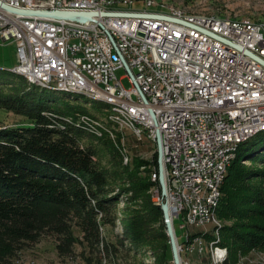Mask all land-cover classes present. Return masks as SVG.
Returning a JSON list of instances; mask_svg holds the SVG:
<instances>
[{"label":"built area","instance_id":"1","mask_svg":"<svg viewBox=\"0 0 264 264\" xmlns=\"http://www.w3.org/2000/svg\"><path fill=\"white\" fill-rule=\"evenodd\" d=\"M1 1L20 10L96 14L78 21L0 9V38L16 43L17 69L43 82L111 95L160 135L166 195L161 184L155 195L160 206H169L180 264H187L181 258L186 238L180 244L175 230L176 220L187 230L181 188L192 190L193 218L206 230L203 206L210 181L219 180L207 177V169L219 166L221 173L219 145L264 125V65L253 57L264 61V24L185 18L148 1L141 8L103 0ZM122 67L130 90L117 78ZM155 179L160 183L157 171Z\"/></svg>","mask_w":264,"mask_h":264},{"label":"trees","instance_id":"2","mask_svg":"<svg viewBox=\"0 0 264 264\" xmlns=\"http://www.w3.org/2000/svg\"><path fill=\"white\" fill-rule=\"evenodd\" d=\"M15 75L0 69V109L29 123L0 128V264H17L21 253L45 236L54 238L60 258L81 256L84 264H122L119 261H125L130 250L143 247L154 249L157 259L151 254L157 264H171L164 213L149 198L145 209L129 219L123 233L116 234V242L106 240L102 229H117L119 200L111 197L112 175L97 162L98 151L83 140L93 139L109 148L113 158L119 154L117 149L98 139V128L81 121L89 113L75 107L53 108L37 95V87L32 90L13 83ZM244 161H252L254 167L245 166ZM133 165L139 191L160 187L159 181H152V173L159 172L158 152L152 162L137 160ZM259 165L264 166V131L240 146L221 189L219 216L248 214L249 209L238 208L243 202L252 204L251 211L264 219V168ZM141 168L144 177L136 176ZM255 178L262 185L250 184ZM255 227L259 233L233 229L229 234L236 245L230 249H264V225ZM77 245L83 248L81 254L76 252Z\"/></svg>","mask_w":264,"mask_h":264},{"label":"rangeland","instance_id":"3","mask_svg":"<svg viewBox=\"0 0 264 264\" xmlns=\"http://www.w3.org/2000/svg\"><path fill=\"white\" fill-rule=\"evenodd\" d=\"M135 1L137 3L133 6H135V8H141L143 0ZM153 1L157 7L177 10V12L185 16H204L220 20H250L252 22H262L264 24V0ZM123 6L131 7L128 5ZM17 65V46L14 40L3 41V43H0V69L15 73V70L13 71V68L11 67ZM116 75L117 78L122 81L123 86L127 90L133 88L126 68L122 67L121 69H118ZM15 76L17 77L13 79V83L32 90H35V87H37V95L49 102L53 108L68 111L69 108L75 107L77 110H83L84 112L89 113L91 116H83L81 121H86V123L92 128H98L99 132L97 134L99 136L96 135L98 139L107 140L117 149L119 154L113 158L109 148L102 146V144L93 139L83 140L85 146H93V148L98 151L97 162L101 168L107 170L112 175L111 197H117L119 200V203L117 204V229H112L107 226L104 227L102 231L107 241L116 242V234L123 233V230L125 229L124 227L128 224L129 219L145 209L147 198L153 200L155 204L159 203V199L155 195L157 187L152 188L147 193L139 191V182L136 181L134 176H132V174L134 175V161L145 160L152 162L155 153L158 152L157 145L147 139H135L128 130L122 132L120 128L113 124L110 118H108V106L103 103L95 100L91 101L87 97L77 94H74L76 96L73 97L72 95L69 96L54 89H46L32 84L19 75ZM105 116H107V118ZM92 117H96L95 120L92 119ZM102 117L104 118V121L100 119ZM28 123L29 121L25 118L16 116L12 113H6V111L0 109V128L5 129L7 127ZM253 138H255V136ZM137 139H139V141ZM248 146L249 143L243 145L242 149L245 150ZM243 163L249 168L254 167L252 161H244ZM259 166L264 168L263 165ZM137 172L138 174H136V176L144 177L146 175L144 168H141ZM153 173L152 176L154 175ZM249 182L250 184L262 185V180L260 178L252 179ZM243 207L249 209L248 214L241 215L237 218H223L219 216L217 212L215 221L208 224L206 230H204V227L194 228L193 233H199L195 238L198 237L197 239H200L203 245H196L194 247V243H186V245L181 246L185 249L181 253L182 260L188 264H214L213 252L211 251V244L214 243V248H222L227 253V259L222 264H264L263 248L253 249L249 252L230 249L236 245V242L232 240V237L229 234L233 229L240 233H259L260 231L257 230L255 226L264 225V219L257 216V212L251 211L255 208L252 204H244L243 202L238 204V208ZM181 224L182 222L179 220L175 221V230L179 237V243L183 244L187 236V230L181 229ZM157 225L159 226V223ZM75 234L77 236L80 235L78 229L75 230ZM227 244L230 247H228ZM190 247L193 251H187ZM201 247H204V250L200 252ZM195 248L197 253L195 252ZM76 249L78 254L83 252V248L80 245H77ZM151 252L157 259V255L152 247H143L135 252L130 250L129 254L126 256V260L119 262H122V264H157V262L154 261L155 258L152 256ZM167 259L169 262H172L171 264H174L171 247L167 253ZM19 262L17 264H84L81 256L75 260L60 258L56 251L55 240L50 236L43 237L39 243L22 252Z\"/></svg>","mask_w":264,"mask_h":264},{"label":"bare ground","instance_id":"4","mask_svg":"<svg viewBox=\"0 0 264 264\" xmlns=\"http://www.w3.org/2000/svg\"><path fill=\"white\" fill-rule=\"evenodd\" d=\"M108 2V4H118V5H128L133 6L137 2L135 0H103ZM142 1V0H141ZM152 3L154 7H157L153 0H143L142 5L146 2ZM182 17L185 18H209L204 16H185L179 13ZM214 20L219 23L225 24H236V23H249L252 22L250 20H220L214 18ZM15 73L24 77L29 82L34 85L41 86L46 89H54L64 93H72L80 96H85L90 100H95L104 105L108 106L107 112L109 113L110 120L113 124L117 125L120 130L126 131L128 130L130 134L139 139H147L157 145V134L153 131L151 127H149V122L144 121L142 117L137 116L135 112L130 110L127 107L126 103L123 101H118L113 99L111 95H100L98 93L90 92V90L86 88H72L71 86H58V84H53L51 82H43L40 79H35L33 74H30L26 70H21L15 68ZM13 70V71H14ZM84 122V121H83ZM85 124L86 121L84 122ZM90 126L89 124H87ZM264 131V125L258 128V130H254L240 138L232 139L231 141H225V143H221L219 145V151L217 152V161L221 163V173L219 166H212L207 169V177H218V181H210V188H208V200L204 203L203 206V219L206 220L207 225L211 224L215 221L217 216V211L219 208L220 200H221V188L225 182V178L227 175V171L231 165V163L236 158V155L240 149V146L258 135L259 133ZM152 181L157 182L155 179L156 172L153 173ZM181 213L182 217L186 220V228L190 232H187L186 243H194V247L196 245H203L200 239L195 238V236L199 235V233H193L194 228H197V222L194 220V210H195V200L192 198V190H188V188H181ZM214 244V243H213ZM211 244V251L213 252L214 264H222L227 259V253L222 249V253L220 255L219 249L214 248V245ZM214 248V249H213ZM185 249L181 247V253ZM204 250V247L200 248V252ZM187 251H193L192 248H188ZM188 264V263H187Z\"/></svg>","mask_w":264,"mask_h":264},{"label":"water","instance_id":"5","mask_svg":"<svg viewBox=\"0 0 264 264\" xmlns=\"http://www.w3.org/2000/svg\"><path fill=\"white\" fill-rule=\"evenodd\" d=\"M0 9L4 10L11 14L21 15V16H35V17H43V18H54L59 20H86L91 19L92 16L96 15L94 13H74V12H64V11H35V10H20L11 8L10 6L6 5L0 0ZM257 59L260 63L264 65V61L253 56ZM157 150H158V157H159V174H160V184L162 189V196L166 195V182H165V174H164V166H163V152L161 146V139L160 135H157ZM162 210L164 213V223L167 230V235L169 238V243L173 253V263L180 264V256L178 245L176 241V236L174 232V228L172 225L170 209L167 204L162 205Z\"/></svg>","mask_w":264,"mask_h":264},{"label":"crops","instance_id":"6","mask_svg":"<svg viewBox=\"0 0 264 264\" xmlns=\"http://www.w3.org/2000/svg\"><path fill=\"white\" fill-rule=\"evenodd\" d=\"M0 43H3V40L0 38ZM11 68H13V70L16 68V66L15 67H11Z\"/></svg>","mask_w":264,"mask_h":264}]
</instances>
